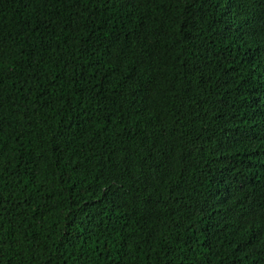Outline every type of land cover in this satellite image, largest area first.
I'll return each instance as SVG.
<instances>
[{"label": "trees", "instance_id": "16d2710c", "mask_svg": "<svg viewBox=\"0 0 264 264\" xmlns=\"http://www.w3.org/2000/svg\"><path fill=\"white\" fill-rule=\"evenodd\" d=\"M0 264H264V0H0Z\"/></svg>", "mask_w": 264, "mask_h": 264}]
</instances>
